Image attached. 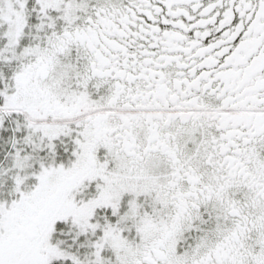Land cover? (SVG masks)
Instances as JSON below:
<instances>
[{
  "label": "snow or ice",
  "instance_id": "snow-or-ice-1",
  "mask_svg": "<svg viewBox=\"0 0 264 264\" xmlns=\"http://www.w3.org/2000/svg\"><path fill=\"white\" fill-rule=\"evenodd\" d=\"M0 264H264V0H0Z\"/></svg>",
  "mask_w": 264,
  "mask_h": 264
}]
</instances>
